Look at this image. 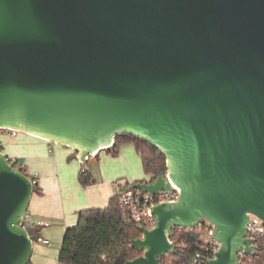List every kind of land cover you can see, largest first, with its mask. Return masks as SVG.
I'll use <instances>...</instances> for the list:
<instances>
[{
  "label": "water",
  "instance_id": "obj_1",
  "mask_svg": "<svg viewBox=\"0 0 264 264\" xmlns=\"http://www.w3.org/2000/svg\"><path fill=\"white\" fill-rule=\"evenodd\" d=\"M0 129L64 145L83 171L119 135L143 139L167 171L130 189L151 208L125 264H161L176 228L212 225L208 264L259 250L264 222V0H0ZM38 188L0 149V264H29L20 226Z\"/></svg>",
  "mask_w": 264,
  "mask_h": 264
},
{
  "label": "crops",
  "instance_id": "obj_2",
  "mask_svg": "<svg viewBox=\"0 0 264 264\" xmlns=\"http://www.w3.org/2000/svg\"><path fill=\"white\" fill-rule=\"evenodd\" d=\"M8 139L15 140L8 158L17 159L26 174L37 179L38 192L32 197L28 213L33 222H44L36 234L51 242V246L35 243L29 264H60L58 258L65 232L77 225L81 211L108 207L118 194L116 181L124 188L120 180L127 176L133 184L147 179L123 171V155L130 153L126 148L130 144L120 147L117 157L113 156V149L101 151L96 159L103 163L105 158L106 162L94 176V184L82 187L79 181L82 165L71 148L21 133ZM103 152L106 156L100 158Z\"/></svg>",
  "mask_w": 264,
  "mask_h": 264
},
{
  "label": "trees",
  "instance_id": "obj_3",
  "mask_svg": "<svg viewBox=\"0 0 264 264\" xmlns=\"http://www.w3.org/2000/svg\"><path fill=\"white\" fill-rule=\"evenodd\" d=\"M126 144L135 147L141 158L146 180H154L166 173L165 155L147 141L131 135L117 137L112 150L113 156L117 157L120 147ZM20 171L26 174L25 169ZM79 181L82 187H88L94 184L95 179L90 170H82ZM34 231L37 233V230ZM139 237V228L123 218L120 198L116 195L108 207L88 209L78 214L77 225L65 232L58 260L60 264H125L143 254L131 246V241ZM170 237L177 244L176 253L164 256L161 264H198L193 260L202 244V233L198 229L176 228ZM255 258L254 264H264V239L259 242Z\"/></svg>",
  "mask_w": 264,
  "mask_h": 264
},
{
  "label": "built area",
  "instance_id": "obj_4",
  "mask_svg": "<svg viewBox=\"0 0 264 264\" xmlns=\"http://www.w3.org/2000/svg\"><path fill=\"white\" fill-rule=\"evenodd\" d=\"M8 138H13L18 132L14 130H6ZM12 163L11 160H9ZM15 162V168L20 171L24 169L23 165H20L19 162ZM34 187H37V179L31 178ZM118 187V196L120 198V209L123 213V218L128 222L134 223L136 226L145 227L151 229L155 226L156 220L151 215V208L155 205L162 203L177 202L180 195V190L172 185L173 189L170 192H160L157 195H151L149 193H144L140 190H132L130 187L123 188L121 185L116 182L114 184ZM20 226L27 229L32 228L33 230H38L44 226V222H33L30 218L29 213L27 212L24 217L21 219ZM200 227L195 229H200ZM213 227L210 228L209 240L203 242L200 245V249L196 252L193 260L198 264H208V260H212L215 256V253L218 252L220 244L217 243L211 232ZM194 230V229H189ZM200 231V230H199ZM248 239H254L253 245L259 247L260 240L264 239V222L255 215L249 214V224L247 226V234L245 236ZM39 243H43L46 246H51V242L47 239H43L39 236ZM258 251H255L253 254L246 256L243 252L239 254L240 263L239 264H254L256 261L255 254Z\"/></svg>",
  "mask_w": 264,
  "mask_h": 264
},
{
  "label": "rangeland",
  "instance_id": "obj_5",
  "mask_svg": "<svg viewBox=\"0 0 264 264\" xmlns=\"http://www.w3.org/2000/svg\"><path fill=\"white\" fill-rule=\"evenodd\" d=\"M20 133L25 134L22 132H18V134H20ZM10 141L11 140H9L8 136H7V131L0 129V143H1L0 147L3 151V153L7 157H9L8 155H10V151L12 150V148H14L13 147L14 144L12 142L15 140H12V142H10ZM126 148H128L130 153H125L123 155V158H124V160H123V165H124L123 171H125L127 174L139 175V176H141V179H145L147 176L144 173L141 158L139 155H137L135 147L133 145H130V146H126ZM105 156H106V153L103 152L102 157H100V158H103ZM9 160L17 161V159H13V158H9ZM102 160H104L103 163H101L100 160L98 161L96 159V157H93L90 165H88L89 170L91 171L93 176L96 175L97 171L101 170L102 164H104L106 162L105 158ZM127 177L123 178L124 180H120V182H122L124 188H127V184L128 185L133 184L132 180H129L130 178H127ZM116 182H118V181H116ZM211 226H212L211 224L206 223L204 226H201V228L199 229L200 232L202 233V241L203 242H207L209 240Z\"/></svg>",
  "mask_w": 264,
  "mask_h": 264
}]
</instances>
